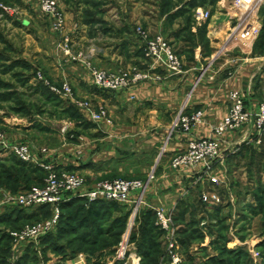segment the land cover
<instances>
[{
    "label": "rangeland",
    "instance_id": "obj_1",
    "mask_svg": "<svg viewBox=\"0 0 264 264\" xmlns=\"http://www.w3.org/2000/svg\"><path fill=\"white\" fill-rule=\"evenodd\" d=\"M52 1L55 2L57 11L64 16L65 29L61 34L54 32L52 17H49L43 11L42 0H0V132L7 141L25 144L29 147L32 160L23 163L36 166L42 164L44 171L46 170L47 172L45 174L39 173L36 177L37 181L33 180L35 178L33 175H29L28 178L24 179L22 174L20 175L18 172L25 173L28 170L17 165V162L14 160V158L19 160L17 157L5 154L8 157L0 159V264H133L135 258L138 257L140 258V264H173L172 257L168 251L167 233L158 225L156 210L160 207L168 211H174L172 227L177 243L176 255L179 258L177 264H264V183L262 181H257L253 184V187L238 185L237 190L232 189V193L236 197L232 201V204L224 205L217 209H214V205L203 202L201 193L200 200L204 205V208H202L204 211L200 214L197 212L187 214L186 211H183V216L182 213L178 216L176 215V207L167 208L160 206L155 210V214L146 217L145 214L149 210L141 209V204H138L137 211L135 212L136 205L128 206L116 203L120 208L111 209L113 213L109 216L104 214L103 230H108L114 224L112 234L99 236L98 242L92 245L81 241V237L83 236L80 233H61L59 229L60 225H57L50 234L32 243L18 240L12 235L15 233L20 234L26 227L35 226L42 223V221L45 222L52 218L53 207H50V211L47 213L43 212L40 215H33L34 210H24L17 206V202L21 196L27 194L33 188L43 187L52 173L60 175L63 172H69L80 175L85 181L83 190L89 191L90 189L85 190L86 186L94 185L91 188L94 189L106 181L118 179L147 181L153 168L156 166L154 171L155 179L148 185L149 187L157 180L160 162L166 155V152L162 153V148L166 145L165 142L157 148L155 153L157 158L153 166L148 167L142 157L132 156V158L125 161L128 164L138 162V165L133 167L132 173L127 167V173L125 172L123 176L114 174L106 177L90 178L67 169H46L49 166L41 163L43 158L38 154H47V149H52L51 145H54L52 143H57L59 142L58 140L54 142L51 140L52 138L48 137L45 141L37 136H33L26 140L12 141L10 132L14 131L8 128V122L5 119L14 122V124H27L28 122L35 121L39 125V128L45 129L54 126L57 129H64V134L70 136L68 128L63 125L64 123L59 122L60 120L67 121L69 119L68 113H65L63 110L69 106L68 102L77 109L79 114L82 113L88 121L94 124L115 123L106 104H94L90 100L77 99L74 88L70 83L64 82L59 85L51 79L48 73L52 63L50 55L54 49V43L56 42L57 48L62 47L73 62L83 64L88 71L89 68L85 64L88 62L94 67L103 69L91 62L88 54L92 48H89L88 45L91 44L92 50L95 53L97 52V48H100L104 43L110 42L116 44L117 36H120L124 32H133L137 36V27L150 32L143 24L136 23L140 17L145 14L151 16L154 10L158 14L163 15L165 11L171 10L174 6H177L175 7L176 11H179L180 8L185 6L184 3L192 0ZM208 1L210 3L203 5L204 11L210 13L209 20L214 16L218 17L220 12L227 15L228 27L231 24L225 34V37L228 38L231 28L233 29L236 24V19L242 15L241 12L233 9V0H226L222 9L218 8L216 2L222 0H216L214 5H210L213 0ZM166 2L168 5L166 4L165 7ZM196 10L194 9L190 14L182 17L181 21L184 27L187 28L194 22L196 23ZM257 17L264 19V4L260 8ZM77 25L84 26L83 32H86L84 35L91 39H89L90 41H83L84 43L78 48L79 53L72 55L71 39L73 40V30L78 27ZM262 28H264V21L262 22ZM150 34L157 36L151 32ZM182 37L190 40L191 47L195 49L197 42L194 41L190 32H184ZM202 40L204 43V36ZM237 40L234 36L229 38L225 45L226 50H230L229 53L223 54L225 46L222 45L218 58H222L225 54L228 56L234 51L237 52L232 48V46L238 43L239 40ZM74 57H78V60L74 61ZM141 58L144 60L143 62H146L145 67L139 64H132L112 71H106L114 72L125 68H138L142 71H148L151 61L145 56L143 44ZM180 58L182 59L181 56ZM215 58H217V55ZM65 83L69 84L73 90V97L71 99H66L61 95H57L60 98H54L50 95L49 91H51L52 87L60 88ZM43 86L48 88V90ZM262 99H264V96ZM84 102H89L94 111L100 107H104L108 113L107 117L101 121H93L87 110L77 105V103ZM176 116L177 113L174 115L173 121ZM13 119L16 120L12 121ZM74 135L72 134V137ZM81 154V150H78L77 155L81 156ZM161 154L162 156L159 158ZM173 157L170 158L171 164ZM113 166H115L114 163ZM238 172L240 175L242 174L240 170ZM10 173H14L16 177L20 178V185L14 183L10 178ZM25 185L31 188L24 190L22 186ZM198 186L192 190L188 188L185 193L186 196L192 191H196ZM259 189H263V195H260ZM259 197L262 198V201H259ZM85 202L86 207L91 205L86 200ZM20 209L22 210L21 213ZM128 210L130 213L127 212ZM12 213H14L12 217L6 215ZM66 214L68 215V211H66ZM125 214L128 216L126 218V225L123 228L121 222L115 220L120 216H126ZM111 217H113L112 220ZM187 220H191L190 225H188L189 223L184 224ZM182 225L183 227L181 228L180 226ZM145 226L148 227L150 234L144 236L143 229ZM187 226L191 227L187 233L182 234V230L187 228ZM86 231L84 230V232ZM142 241L154 247L149 250L150 257L145 261H143V257L139 251V246H143ZM154 245H157V248ZM124 250L127 252V255L124 259L119 260L121 258L120 253Z\"/></svg>",
    "mask_w": 264,
    "mask_h": 264
},
{
    "label": "crops",
    "instance_id": "obj_2",
    "mask_svg": "<svg viewBox=\"0 0 264 264\" xmlns=\"http://www.w3.org/2000/svg\"><path fill=\"white\" fill-rule=\"evenodd\" d=\"M225 2L226 0L218 1V8L222 9ZM199 8L204 9V6L199 5L195 9ZM175 11L176 9L170 14ZM151 14L143 15L136 23L143 24L152 34H160L167 39L183 59L182 74H172L161 68L152 69L150 64L154 80L126 92H103L93 84L88 69L83 64L73 62L62 47H56L55 42L51 55L48 54L52 61L48 75L59 85L64 82L70 83L77 99L90 100L94 104H106L115 123L94 124L80 113L79 121L74 119L59 121L68 128L70 136H66L64 129H57L54 126L44 129L39 128L35 121L14 124L5 119L8 128L14 131L10 132V137L15 142L33 136L45 141L48 137L54 142L58 140L59 142L52 143L54 144L51 145L52 149H47V154H38L43 158L41 163L54 166L57 170L75 171L90 178L114 174L123 176L125 172L127 173V167L132 173L138 162L125 163L132 156L142 157L148 167L153 166L157 158L155 155L157 148L166 142V155L160 162L157 180L143 194L133 196L128 206L138 202L141 209L152 211L153 214L160 206L176 207L178 216L183 211L187 214L191 212L200 214L204 211L202 210L204 205L200 200L202 192L218 193L219 202L212 204L214 209L232 204L236 199L232 189L237 190L238 185L253 187L257 181L264 183V149L257 144L252 127L224 136L221 147L223 159L213 172L220 181L218 185H213L205 179L196 191L186 196V190L198 171L175 169L170 158L184 152L191 139L214 137V127L228 115L229 95L232 91L244 93L250 108L257 107L263 100L264 28L257 40L252 43L242 44L237 40L238 43L232 46L237 52L226 56L230 50H226L225 34L231 26L229 24L228 27L226 14L220 12L218 17L214 16L201 25L194 22L190 28L184 27L182 17L173 19L170 18V14L160 15L156 10ZM263 21L264 19L258 18L261 27ZM77 26L73 30V40L71 39L72 55L79 53L78 48L83 41L91 39L84 35L86 33L83 32L84 26ZM187 31L197 42L195 49L191 47L190 40L182 37ZM222 45L225 46L223 54H226L218 58ZM88 46L93 49L91 44ZM141 48L142 43L137 36L127 31L117 36L116 44L104 43L95 53L91 49L88 57L92 63L108 71L132 64L145 67L146 62L141 58ZM68 103L69 106L72 105ZM185 104L189 111L204 110L205 121L191 134L172 132L174 115ZM72 134H75L74 137ZM78 150H81V156L77 155ZM7 157L0 153V159ZM32 166L44 170L42 164ZM93 187L94 185L86 186L85 190ZM77 198L78 196H74L71 201ZM45 210L50 211V206L34 210L32 214L40 215ZM187 221L184 224L191 222Z\"/></svg>",
    "mask_w": 264,
    "mask_h": 264
},
{
    "label": "built area",
    "instance_id": "obj_3",
    "mask_svg": "<svg viewBox=\"0 0 264 264\" xmlns=\"http://www.w3.org/2000/svg\"><path fill=\"white\" fill-rule=\"evenodd\" d=\"M264 4V0H233V9L241 12L242 15L236 19V24L231 28L229 38L236 37L241 43L249 44L257 40L261 34L262 27L258 22V12ZM43 11L52 17L54 32L61 34L65 29L64 16L57 11V6L52 0H42ZM247 15V16H246ZM210 19V13L199 8L196 10L195 20L198 25L204 24ZM255 20V21H254ZM136 34L143 44L145 56L151 61V68H161L172 74H181L183 62L172 45L161 35L152 36L150 32L137 27ZM66 45H68L66 43ZM79 57V56H78ZM74 57L73 60H78ZM81 61V60H80ZM92 75L93 84L103 92L121 93L134 89L140 83L154 80L151 68L142 71L138 68H125L114 72L94 67L90 62L85 63ZM40 77V75H39ZM156 79L159 77L155 76ZM51 91L56 95H61L66 99L73 97V90L69 84L62 87H52ZM264 96V86H263ZM229 112L226 118L213 129L214 137L191 139L187 149L173 157L172 166L179 170H197L193 182L189 189H195L203 180L207 179L213 185L220 183L219 179L213 175L217 165L223 159L222 142L227 133L239 132L242 129L252 127L257 144L264 149V99L257 107L250 108L247 105L245 94L240 91H232L229 95ZM77 105L87 110L93 121H101L107 117V110L100 107L94 111L89 102ZM205 121V111L202 109L189 111L185 104L177 112V116L172 123V132H182L191 134L193 130ZM166 146L162 148V153L166 152ZM0 153L10 154L17 157L22 162H30L32 156L30 149L25 144L11 143L4 138L0 132ZM162 154L159 156V158ZM49 166L47 170H53ZM153 168L147 181L118 179L106 181L99 184L94 189L84 191L85 181L82 176L63 172L60 175L52 173L45 185L41 188H33L27 194L21 196L17 206L24 210H35L44 206L53 207V216L50 220L39 223L32 227H26L20 234H12L18 240L32 243L53 232L58 225L61 216L62 205L71 201L74 196L85 199L89 204L98 201L114 202L127 205L132 202V197L143 194L148 185L155 179ZM202 168L201 170H199ZM55 172V171H52ZM201 199L208 204L218 203L217 192H202ZM141 202V201H140ZM137 211L138 202L135 203ZM134 212V213H135ZM159 227L167 233L168 251L172 257L173 264L179 262L176 253V238L173 230V210H166L160 207L156 210ZM15 239V240H17ZM121 258L124 259L127 252L121 251ZM133 264H140V258H135Z\"/></svg>",
    "mask_w": 264,
    "mask_h": 264
},
{
    "label": "trees",
    "instance_id": "obj_4",
    "mask_svg": "<svg viewBox=\"0 0 264 264\" xmlns=\"http://www.w3.org/2000/svg\"><path fill=\"white\" fill-rule=\"evenodd\" d=\"M200 0H192L190 2H186L184 3L185 6L180 8L179 11H176L175 13L170 14V12L174 11V9H176L174 6L172 7L171 10L169 11H165L166 10V4L165 3V7H164V13L166 14H170V18H178V17H185V15L190 14L196 7L200 6H204L203 4H208L210 3L208 0H201V2H199ZM216 0H213L212 3L210 5H214L216 2ZM168 5V4H167ZM192 25V24H191ZM190 25V27H191ZM187 27V28H190ZM42 85V84H41ZM45 88V86H43ZM42 88V87H41ZM48 90V88H45ZM39 90V89H38ZM50 95L54 98H60L57 95H55L54 93H52L51 91H49ZM59 105V104H58ZM65 111V113H68V118L69 119H75L77 121L81 120V116L78 113L77 109L74 108V106L70 105L66 108L63 109ZM15 162H17V165L20 166L21 168H25L28 170V172L25 171L24 172H18L20 175L22 174V176L25 178H28L29 175H33L35 178H33V180L37 181V175L40 173H44L45 171L41 168L38 167H33L32 165L26 164L21 162L20 160H17L16 158H14ZM1 161V160H0ZM3 162V161H2ZM16 174L14 173H10V178L14 181L15 184H19L20 185V178L15 176ZM26 181V180H25ZM22 188H24V190H28L31 187L28 185L22 186ZM260 195H263V189H259ZM259 201H262V198L259 197L258 198ZM86 202L85 199L83 198H77L74 199L68 203H65L62 205V213H61V217H60V222L58 225L59 229L61 230V233H71V234H81L83 237H81V241H83L84 243L88 244V245H92V244H96L98 242V238L99 236H103L105 235H110L112 234L113 231V225L111 227H109L108 230H103V225H104V214H106L107 216H109L111 213H113L111 211V209H118L120 208V206L116 203L113 202H107V201H98V202H93L90 203L91 205L86 207ZM46 208V207H45ZM79 210V211H78ZM22 210H20L21 213ZM66 211H68V215L66 214ZM111 211V212H109ZM49 212V210H45L44 213ZM129 212V210L127 211ZM130 213V212H129ZM121 214V213H119ZM8 217H12L14 215V213L12 214H6ZM22 215V214H21ZM126 216L123 217H118L116 218L115 221L121 222L122 227L124 228L126 225V218H127V214H125ZM146 217H150L153 215L152 211H148L146 212ZM183 216V213H182ZM19 217H23V216H19ZM113 219V217H111V220ZM95 220V221H92ZM114 221V223H115ZM147 221V218H146ZM106 223V222H105ZM190 225V223L188 224ZM147 226V225H146ZM144 227L143 229V234L148 235L150 234L148 231V227ZM191 226H187V228L182 230V234L187 233L189 228ZM84 230H88L86 232H84ZM153 233V231H152ZM120 235V234H119ZM61 237V236H60ZM152 239V238H151ZM153 241V240H151ZM154 242V241H153ZM143 246H139V251L143 257V261L149 259L150 257V249L154 248L153 246L147 245V242L142 241ZM155 248H157V245H154Z\"/></svg>",
    "mask_w": 264,
    "mask_h": 264
}]
</instances>
